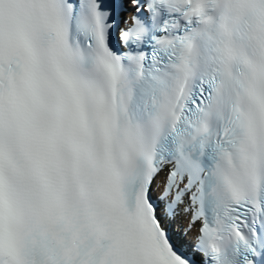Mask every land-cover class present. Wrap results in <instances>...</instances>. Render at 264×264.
<instances>
[{
    "label": "snow or ice",
    "instance_id": "obj_1",
    "mask_svg": "<svg viewBox=\"0 0 264 264\" xmlns=\"http://www.w3.org/2000/svg\"><path fill=\"white\" fill-rule=\"evenodd\" d=\"M0 264H264V0H0Z\"/></svg>",
    "mask_w": 264,
    "mask_h": 264
}]
</instances>
